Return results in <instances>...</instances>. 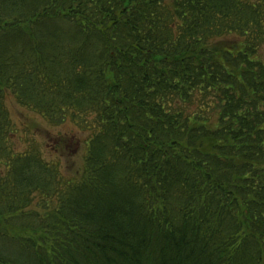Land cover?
Segmentation results:
<instances>
[{
	"label": "trees",
	"instance_id": "16d2710c",
	"mask_svg": "<svg viewBox=\"0 0 264 264\" xmlns=\"http://www.w3.org/2000/svg\"><path fill=\"white\" fill-rule=\"evenodd\" d=\"M0 264H264V0H0Z\"/></svg>",
	"mask_w": 264,
	"mask_h": 264
},
{
	"label": "rangeland",
	"instance_id": "374dc122",
	"mask_svg": "<svg viewBox=\"0 0 264 264\" xmlns=\"http://www.w3.org/2000/svg\"><path fill=\"white\" fill-rule=\"evenodd\" d=\"M5 101L16 130L12 137L13 149L21 152L36 146L45 159L59 163L65 176L78 175L85 154L86 134L78 132L70 123L60 127L49 125L20 107L11 95H7Z\"/></svg>",
	"mask_w": 264,
	"mask_h": 264
}]
</instances>
